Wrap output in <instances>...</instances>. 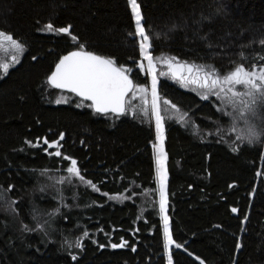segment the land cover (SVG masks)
I'll return each mask as SVG.
<instances>
[{"label":"trees","instance_id":"obj_1","mask_svg":"<svg viewBox=\"0 0 264 264\" xmlns=\"http://www.w3.org/2000/svg\"><path fill=\"white\" fill-rule=\"evenodd\" d=\"M138 3L154 57H177L221 74L242 54L249 65L264 63L257 60L264 55V0ZM48 23L70 25L71 35L44 30ZM0 30L25 45L20 63L0 78V189L13 203L0 206V264H167L153 125L95 113L47 80L62 56L83 45L125 66L134 83L147 84L127 0H0ZM158 90L188 119L164 126L168 215L173 239L183 245L172 247L173 264H264V144L238 140L211 100L165 79ZM60 93L71 100L55 104ZM60 133V151L77 159L85 181L101 192L55 180L69 161L36 144L59 140ZM121 237L128 246L111 248Z\"/></svg>","mask_w":264,"mask_h":264},{"label":"snow or ice","instance_id":"obj_2","mask_svg":"<svg viewBox=\"0 0 264 264\" xmlns=\"http://www.w3.org/2000/svg\"><path fill=\"white\" fill-rule=\"evenodd\" d=\"M127 3L130 6L135 24V30L130 35L139 38V55L141 58L139 68L145 70L144 61H147V72L151 74L150 101L148 99L149 88L144 84L134 83L130 78L129 69L123 65H117L116 60L112 57L86 51L83 45H80L78 50L62 56L47 80L55 88L66 89L84 100L91 101L89 107L101 114L112 113L116 116L126 114L125 97L130 92L136 94L138 91L144 105L150 103L151 115L155 118L156 140L158 142L153 144V148L155 150V179L159 192V215L163 225V249L167 253V264H173L172 246L182 248L183 245L173 239L168 215V154L164 149V117L161 114L162 98L158 90L159 81L155 71V61L161 58L154 57L150 51L152 48L151 37L143 23L144 16L138 0H127ZM217 12H219V9H217ZM70 28V25L54 28L52 23H48L44 30L71 35ZM72 39L75 40L76 37L73 36ZM260 43L264 45V40H261ZM5 45L13 52L12 61L18 63L17 56L24 52L25 45L14 38L12 34L0 30V48H4ZM32 59L35 60L36 57H32ZM245 60L246 57L242 54L241 61L235 63L232 69L223 74L212 66L205 67L187 62L180 63L177 57H171L165 62L171 70L173 79L178 78L181 82L194 84L204 89L201 93L202 99L207 100L210 95H215L223 104L231 106V112H226L224 109H220V111L232 118L233 130H235L236 122H243L245 127L243 134L237 136L238 140L246 141L249 145L264 144V63L249 65L244 62ZM257 60L264 61V55L258 56ZM0 69L3 70L4 74H7L9 64L0 63ZM179 69H186L188 76L185 77L178 71ZM57 103H60V101L58 100ZM163 103L171 105L173 109L177 108V105L172 103L171 100L163 99ZM142 111L144 115L149 113L148 107L142 108ZM63 139L64 133L59 134V140L43 138V143L48 146L44 148V151L50 156L54 155L70 161L67 172L79 181L85 182L86 178L78 166L77 159L66 156L60 151L62 145L59 141ZM27 143L31 145L33 142L29 140ZM53 147L56 150L49 152L48 148ZM257 175H260V173H257ZM86 183L94 191L101 192V188L91 179H87ZM102 194L109 196L108 192ZM109 198L116 199L117 197L110 196ZM232 212H237V208L233 207ZM246 219L247 217H245ZM83 236L88 237L89 232L84 230ZM99 246L103 248L105 245L100 244ZM110 246L113 249L124 248L128 246V241L121 237L119 243H111ZM75 247L82 249V241L77 239ZM132 251H136L134 246ZM69 254L72 260L77 259L75 254ZM201 264H204V262L201 261Z\"/></svg>","mask_w":264,"mask_h":264},{"label":"rangeland","instance_id":"obj_3","mask_svg":"<svg viewBox=\"0 0 264 264\" xmlns=\"http://www.w3.org/2000/svg\"><path fill=\"white\" fill-rule=\"evenodd\" d=\"M138 38V37H137ZM139 40V38H138ZM23 54H18L17 59H18V63H14L11 59L13 52L7 48V46L5 45L4 48H0V63H8L9 64V70L8 72L13 69L14 67H16L22 57ZM160 57L161 59L156 60L155 61V71L157 74V78L158 81L160 82V80L165 79L167 80L170 84L178 87L179 89L183 90V91H187V92H191L194 95H196L199 99L204 100L201 98V93L204 91V89L199 88L197 85L194 84H190V83H186V82H181L178 78L177 79H173L172 78V73L171 70L168 68L167 63L165 62L166 60L170 59L171 57L169 56H157ZM141 60L139 61L140 64ZM180 63H184L183 61H180ZM173 63H175V61H173ZM145 64V70H141L142 73H144L145 75H147L148 77V83L145 84L148 88H149V93H148V99L149 101L151 100V93H150V87H151V74L147 72V61H144ZM191 64V63H189ZM195 65V64H194ZM199 66V65H197ZM178 71H180L185 77L188 76V72L186 69H179ZM7 72V73H8ZM6 74L3 73V70L0 69V78L4 77ZM159 87V85H158ZM162 98V97H161ZM60 101V103H68L71 98L64 93H60L58 95L57 101ZM207 100H211L212 102H214V104L216 105V107L220 110V109H224L226 112H231L232 108L231 106H228L226 104H223L219 99H217V97L215 95H210L209 99ZM55 104H58L55 102ZM144 107H148L149 109V113L148 115H144L142 108ZM126 108H127V112L126 115H129V117H134L138 120H140L141 122H145V123H151L153 125V129H154V140L152 142L151 148H152V158H153V165H154V180H155V185H156V189H155V196H156V202L158 205V210H159V192H158V184L156 182L155 179V155H154V148H153V144L158 143L156 140V129H155V118L154 116L151 115V105L150 103L148 105H144L142 99H141V95L140 93L137 91L136 94H133L132 92L129 93L128 97L126 98ZM222 113V112H220ZM161 114L164 117V121L163 124L165 126L166 121H177L181 124L184 123H188V119L186 118V116L181 113L178 108L173 109L171 107V105H166L163 103V98L161 99ZM225 114H223L224 116ZM226 117H228L229 119V127L231 132H233L234 134H236V136L242 135L243 134V129H244V124L243 122H236L235 125V130H233V122H232V118L228 115H225ZM37 146H41L43 148H47L48 146L45 145L42 142H40L39 144H36ZM56 149L53 148H48L49 152H54ZM70 166V161L68 162ZM55 180L58 182V184H72L75 186H84L87 185L86 181L85 182H81L79 181L77 178L71 176L67 170L66 173L60 177L55 178ZM91 188V186H89ZM1 191V189H0ZM123 199V198H120ZM118 200V199H116ZM119 201V200H118ZM13 203L10 202V200L7 198V196L5 195V193L3 194V192H0V206H4V208H10L11 205ZM160 217V215H159ZM161 220V219H160ZM161 228H162V237H163V225H162V221H161ZM174 247V245L172 246ZM172 249V248H171ZM164 255H165V259H166V263H167V253L164 250Z\"/></svg>","mask_w":264,"mask_h":264},{"label":"water","instance_id":"obj_4","mask_svg":"<svg viewBox=\"0 0 264 264\" xmlns=\"http://www.w3.org/2000/svg\"><path fill=\"white\" fill-rule=\"evenodd\" d=\"M59 62V61H58ZM55 70V67L53 68V71ZM52 73V72H51ZM51 75V74H50ZM49 75V76H50ZM50 85V84H49ZM53 89H56V90H58V91H62V92H66V93H70V94H73L75 97H77L78 99H80V100H82V101H84V102H87V103H89V104H91V101H88V100H84V99H82L81 97H79V96H77L76 94H74V93H71V92H69L68 90H66V89H58V88H55V87H53L52 85H50ZM129 95V94H128ZM128 95L125 97V101H126V98L128 97ZM93 109V108H92ZM93 111L95 112V113H97L94 109H93ZM98 114H101V113H98ZM108 114H112V113H108ZM101 115H106V114H101ZM113 115H115V114H113ZM116 116V115H115Z\"/></svg>","mask_w":264,"mask_h":264}]
</instances>
